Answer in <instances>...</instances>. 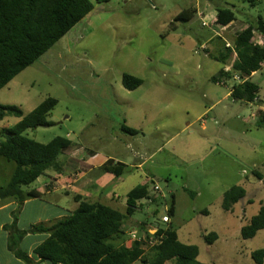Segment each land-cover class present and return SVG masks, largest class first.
<instances>
[{
    "label": "rangeland",
    "instance_id": "374dc122",
    "mask_svg": "<svg viewBox=\"0 0 264 264\" xmlns=\"http://www.w3.org/2000/svg\"><path fill=\"white\" fill-rule=\"evenodd\" d=\"M90 2L91 13L0 91V105L17 106L28 116L47 98L57 99L48 116L54 125L29 130L27 137L42 144L68 138L84 156L93 152L124 162L121 178L106 173L102 180L105 192L114 190L120 200L143 183L152 195L158 185L168 203L173 194L176 213L170 223L183 244L198 247L201 264H256L252 252L264 249V230L243 239L241 229L264 206V184L254 176L255 171L264 176V125L258 126V112L264 111V64L249 78L260 86L254 103L231 97L234 84L242 83L239 74L222 83L212 78L222 68L216 58L228 49L232 55L225 67L231 72L235 39L264 17V0ZM219 9L233 11L235 21L218 25ZM185 10L194 11L191 19L176 22ZM124 74L140 78L142 86L126 89ZM20 120L5 118L0 131ZM123 126L140 134H126ZM14 170V163L0 158V186L8 184ZM233 186L243 187L247 195L226 211L224 194ZM38 187L34 183L28 189ZM17 208L0 211V226L13 222ZM117 208L125 214V202ZM152 209L136 211L124 224L125 231L133 228L145 241L147 253L157 246L147 233L166 226L160 222L164 207L157 217ZM38 214L34 205L22 215L20 210L21 226ZM151 216L156 228L142 230L140 224ZM211 233L217 239L209 244L205 236Z\"/></svg>",
    "mask_w": 264,
    "mask_h": 264
},
{
    "label": "trees",
    "instance_id": "16d2710c",
    "mask_svg": "<svg viewBox=\"0 0 264 264\" xmlns=\"http://www.w3.org/2000/svg\"><path fill=\"white\" fill-rule=\"evenodd\" d=\"M110 1L97 0L100 4ZM93 9L94 5L90 0H0V91L34 65ZM192 12L194 11H183L176 17V22L189 21L193 16ZM235 18L233 11L219 9L216 22L226 27ZM254 30L264 34V17L259 18L256 25L249 26L237 35L234 42L237 57L231 72L225 71L232 55L231 50L226 48L227 51L216 58L222 68L212 78L214 83H222L233 80L234 75L239 74L245 80L234 84L231 97L245 103H254L258 98L260 86L249 78L264 64V47L254 43ZM122 82L128 90H135L143 84L140 78L130 74H124ZM57 105V99L49 97L28 116H24L17 106L0 105V121L7 117L21 119L14 126L0 131V158L15 164L8 184L0 186V199L15 201L18 205L13 222L3 228L8 232V250L25 264H35L21 249L22 240L27 234L46 233L49 238L34 250V254L40 261L51 264H134L137 261L147 263V260L153 264H168L173 261L176 264H201L198 261V247L183 244L173 229L171 220L165 227L158 226L155 234L147 233L148 240H157L154 253L145 252L144 240H131L129 243L131 236L124 230V224L136 211L145 210L141 201L152 199L155 206L153 217L160 214L161 206L170 217L176 213L174 195L171 194L168 203L166 197L152 195L147 183L136 186L127 194L125 214L101 202H91L76 196L79 206L69 217L51 227L34 225L29 230L19 229L18 214L24 202L40 197L37 191H27L26 188L49 170L62 172L60 157L72 147L68 138L56 137L49 143L42 144L26 136L29 130L53 126L54 123L48 120V116ZM258 117V126H263V110L258 112ZM122 131L131 136L140 134V131L126 126L122 127ZM126 167L123 163L110 160L102 169L120 177L124 175ZM254 176L264 184V176L260 172L255 171ZM246 195L243 187L233 186L224 194V209L231 211ZM160 199L164 200L163 203ZM151 218L152 216L148 217L140 224L142 230L148 232L155 228ZM261 230H264V206L242 227L241 237L252 239ZM216 239L215 233L205 236L209 244ZM252 259L256 264H264V249L252 252Z\"/></svg>",
    "mask_w": 264,
    "mask_h": 264
},
{
    "label": "crops",
    "instance_id": "0c3cea01",
    "mask_svg": "<svg viewBox=\"0 0 264 264\" xmlns=\"http://www.w3.org/2000/svg\"><path fill=\"white\" fill-rule=\"evenodd\" d=\"M81 149L76 144H73L70 150L68 149L69 151L64 152V159L62 160L60 157L63 166L62 172L48 171L35 182L39 184L38 188L31 190L26 188L27 191H37L40 197L25 201L21 208V215L30 205H34L39 214L35 219L30 220L26 226H21L20 216L18 221L20 230H29L34 225L51 227L58 221L69 217L79 206V203L74 199L76 196H81L83 200L91 202H101L114 209H118V206L123 207V202H125V209H127L126 201L120 200V196L114 190L105 192L106 188L104 187L106 185L102 182L103 179H106V176H103V174L107 173L102 168L108 161L112 160L114 163H125L112 156L99 157L98 154L93 152H89L90 154L88 156H84L81 153ZM143 165L144 163L134 166L141 168ZM70 195L73 196V199ZM71 200H73V203ZM0 201L6 202L5 205H0V211L15 210L18 207L15 201L1 199ZM46 210L52 211L53 214L45 215ZM3 228L4 224L0 226L2 230L0 237L4 239L3 244H0V264H25L8 250V232ZM34 238L36 239L33 240ZM47 238H49V234L36 233L27 234L22 240L21 249L33 259L35 264H51L50 262L40 261L34 254V250ZM27 241L28 244L26 245ZM23 243L25 244V248H23Z\"/></svg>",
    "mask_w": 264,
    "mask_h": 264
},
{
    "label": "built area",
    "instance_id": "2783aa9c",
    "mask_svg": "<svg viewBox=\"0 0 264 264\" xmlns=\"http://www.w3.org/2000/svg\"><path fill=\"white\" fill-rule=\"evenodd\" d=\"M206 24V23H205ZM253 36H254V43L256 44V45H258V46H262V47H264V34L263 33H261V32H259V31H253ZM227 47H230V44H228L227 45ZM225 71L226 72H229L230 71V68L229 67H225ZM235 79H237V75L235 76ZM245 80V79H244ZM244 80H242V82L244 81ZM224 82V81H223ZM154 193H155V195L154 196H156V197H165L163 194H162V192H161V189H160V187L158 186V185H156L155 187H154ZM144 206H145V209H152V207H153V209H152V211H151V214L152 215H154V211H155V206H154V204H153V201H152V199H149V200H146V203L144 204ZM164 214H163V216H162V218H161V223H169L170 222V216L168 215V214H165V211L163 212ZM156 228V227H155ZM157 232V229H154V232L153 233H156ZM129 235L131 236V240H133V241H135V240H138V237H137V233H135V231L133 230V229H131L130 231H129Z\"/></svg>",
    "mask_w": 264,
    "mask_h": 264
}]
</instances>
